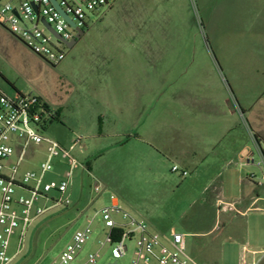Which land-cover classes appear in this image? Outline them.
I'll list each match as a JSON object with an SVG mask.
<instances>
[{"label":"rangeland","instance_id":"1","mask_svg":"<svg viewBox=\"0 0 264 264\" xmlns=\"http://www.w3.org/2000/svg\"><path fill=\"white\" fill-rule=\"evenodd\" d=\"M222 15L241 19L230 50L228 35L213 32ZM91 20L57 66L0 26V88L40 95L55 116L43 136L63 149L76 142L70 153L79 164L62 196L70 204L49 208L32 223L12 264L55 262L84 218L111 198L161 237L172 229L184 234L187 254L200 263L264 264V212L211 207V186L175 159L182 118L187 127L198 125L197 116L184 112V90L198 93L200 83L215 89V76H264V0H116ZM46 156L44 144H30L19 171L39 173ZM16 161L14 155L10 162ZM52 166L44 182L64 180L65 163L56 158ZM236 207L244 211L247 204ZM16 245L17 238L9 255ZM127 247L119 260L104 248L94 264H130L134 244ZM94 251L92 237L71 264H86Z\"/></svg>","mask_w":264,"mask_h":264},{"label":"built area","instance_id":"2","mask_svg":"<svg viewBox=\"0 0 264 264\" xmlns=\"http://www.w3.org/2000/svg\"><path fill=\"white\" fill-rule=\"evenodd\" d=\"M116 0H55L61 11L73 22L71 26L59 13L51 0H0V26L12 37L51 66L60 64L77 30L84 33L91 18H99L101 12L110 9ZM83 35V34H82ZM55 119L48 103L37 94H8L0 88V264H12L23 247L27 229L49 208L68 206L67 194L74 171L79 168L69 149L43 136L45 127ZM30 144L46 146V161L39 173L19 171L24 154ZM262 167L257 185H264V144L260 145ZM16 155L15 164L10 162ZM60 158L67 170L64 180L44 182L46 173L53 169L52 162ZM253 164V160H248ZM171 171H179L172 166ZM183 177L187 172H181ZM95 193H100L98 186ZM55 192L58 198L49 199ZM51 201L48 207L39 206V201ZM228 210L240 214L235 204ZM100 229L101 235L96 230ZM99 233V231H98ZM101 236V237H100ZM96 238V251L87 255L86 264H94L101 258L104 248L110 249L111 257L119 260L126 256L127 243L134 244L130 264H204L186 252V236L171 230L169 237L151 232L142 221L127 213L119 202L111 198L86 216L71 241L51 264H71L79 256L85 244ZM17 238L14 254L9 255L11 241ZM110 264V263H109ZM115 264H117L115 262Z\"/></svg>","mask_w":264,"mask_h":264},{"label":"crops","instance_id":"3","mask_svg":"<svg viewBox=\"0 0 264 264\" xmlns=\"http://www.w3.org/2000/svg\"><path fill=\"white\" fill-rule=\"evenodd\" d=\"M240 22L222 15L219 28L213 30L228 35L227 50L233 48L232 34L239 31ZM214 86L200 83L198 93L184 90L180 95L185 114L197 116L198 125L187 127V119L182 118L183 139L175 150L179 165L173 166L189 169L211 186V207L227 211L229 204H247L244 211L236 210L242 215L250 210L264 212V206H256L264 204V185H257L262 172L259 147L264 144V76H215Z\"/></svg>","mask_w":264,"mask_h":264},{"label":"water","instance_id":"4","mask_svg":"<svg viewBox=\"0 0 264 264\" xmlns=\"http://www.w3.org/2000/svg\"><path fill=\"white\" fill-rule=\"evenodd\" d=\"M51 1H52L53 5L55 6V8L59 11V13H61V15H63V17L68 21V23L71 26H73L74 25L73 22L71 20H69L67 18V16L61 11V9L56 4L55 0H51ZM82 34H83L82 31L78 29L75 38L71 42L66 43V46L70 49L76 43V40L79 39L82 36ZM110 264H115V262L114 263H110Z\"/></svg>","mask_w":264,"mask_h":264}]
</instances>
